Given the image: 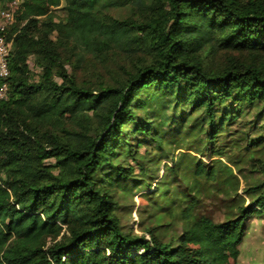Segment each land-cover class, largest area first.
<instances>
[{"label": "trees", "instance_id": "trees-1", "mask_svg": "<svg viewBox=\"0 0 264 264\" xmlns=\"http://www.w3.org/2000/svg\"><path fill=\"white\" fill-rule=\"evenodd\" d=\"M124 1L131 16L116 20L98 14L100 0H0V11L14 7L1 34L12 49L7 99L0 101V264H237L246 222L264 214V162L251 156L263 181L231 219L196 217L191 184L183 208L168 204L150 216L178 222L180 233L164 240L158 226L140 235L124 231L115 190L139 180L136 167L117 161L142 145L128 137L161 147L164 138H186L206 123V144L215 149L245 107H259L254 119L264 120V0ZM71 44L99 59L116 53L142 59L123 79L90 88L64 68ZM143 93L148 105L173 97V112L202 118L185 130L173 115L176 128L160 137L152 121L135 114L146 109ZM224 156L221 149L212 153ZM181 157L167 171L178 175L188 155ZM190 173L216 178L215 167L200 160ZM157 189L154 204L177 197Z\"/></svg>", "mask_w": 264, "mask_h": 264}, {"label": "rangeland", "instance_id": "rangeland-1", "mask_svg": "<svg viewBox=\"0 0 264 264\" xmlns=\"http://www.w3.org/2000/svg\"><path fill=\"white\" fill-rule=\"evenodd\" d=\"M150 1L145 0V3L148 4ZM97 11L99 15H107L116 20L131 16L130 8L125 5L124 0H100ZM54 13L60 19L65 16L61 9L55 10ZM141 59L128 58L120 53L99 59L78 47H73L72 44L62 54L65 70L74 72L78 84L90 88L104 84L112 85L115 81L123 79L124 72L134 70V66H137ZM28 66L31 72L39 74L40 70L34 65L32 58L28 60ZM56 81L60 82L57 78ZM147 98V93L141 94V99L146 103ZM172 98L157 100L153 105L147 103L145 110L135 109L137 118L154 123V129L160 137L170 128H176L177 125L172 124L174 121H170L173 115L183 119L182 125L185 130L192 126L195 119L202 118L198 117L199 112L191 113L188 109L173 112ZM259 109L256 106L245 107L239 120L235 124L227 125L225 132L218 138L215 149H211L206 144L204 136L206 123L201 126L199 124L197 129L186 138H164L165 142L163 141L164 144L161 147L158 143L152 144L150 139L146 141L140 136L128 137L130 145L136 147L138 142L142 145L137 153L132 150L133 152L120 157L117 161L123 165L136 167L135 176L139 180L136 183L137 187L129 185L126 191L115 190L124 231L140 235L143 228L158 226L157 233L164 240H168L173 234L180 233L181 225L178 222L172 223L170 218L152 221L150 216L152 213L156 214L160 208L161 210L168 208V204L174 209L183 208L188 200L186 188L191 184H195L194 198L198 202L194 212L196 217L205 216L214 223H221L231 219L239 206H247L252 200L247 195L248 190L255 188L263 181L262 175L253 172L249 161V158L253 156L256 161L264 162V120L260 122L254 119ZM221 110L216 111V118ZM131 130L125 129L124 132L130 133ZM258 139L263 140L260 146L254 150H251L253 146L248 148L250 142ZM217 149L223 150L225 156L212 157V153ZM186 154L188 157L183 161L182 172L179 171L178 175H173L167 171L182 158L181 156H187ZM165 157L167 158L164 159ZM195 160H200L206 166L215 167L216 178L213 182L196 180L192 177L190 172ZM47 163L53 164V161L50 160ZM139 167L149 172L141 175ZM157 188L162 192L167 188L170 196L177 195V197H170L171 203L159 200L154 204L152 198L157 194ZM244 230L237 264H264V214L249 219Z\"/></svg>", "mask_w": 264, "mask_h": 264}, {"label": "built area", "instance_id": "built-area-1", "mask_svg": "<svg viewBox=\"0 0 264 264\" xmlns=\"http://www.w3.org/2000/svg\"><path fill=\"white\" fill-rule=\"evenodd\" d=\"M14 7L0 11V101L7 99L9 76L8 61L11 55L12 42L7 41L1 34L14 20Z\"/></svg>", "mask_w": 264, "mask_h": 264}]
</instances>
